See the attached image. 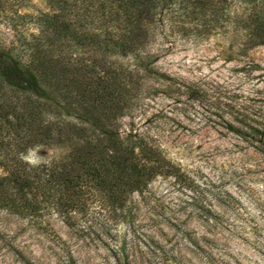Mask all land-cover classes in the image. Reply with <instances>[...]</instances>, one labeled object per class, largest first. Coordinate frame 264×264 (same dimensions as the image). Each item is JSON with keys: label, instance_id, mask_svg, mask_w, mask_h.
Segmentation results:
<instances>
[{"label": "rangeland", "instance_id": "rangeland-1", "mask_svg": "<svg viewBox=\"0 0 264 264\" xmlns=\"http://www.w3.org/2000/svg\"><path fill=\"white\" fill-rule=\"evenodd\" d=\"M56 12L48 0H0V43L38 40L40 17ZM226 15L193 20L177 5L149 14L155 67L171 80H148L153 90L121 130L157 141L177 176L156 177L116 211L91 204L95 213L74 228L0 204V264H264V139L249 129L264 130V46L244 51L248 37ZM179 82L205 98L180 95Z\"/></svg>", "mask_w": 264, "mask_h": 264}, {"label": "trees", "instance_id": "trees-1", "mask_svg": "<svg viewBox=\"0 0 264 264\" xmlns=\"http://www.w3.org/2000/svg\"><path fill=\"white\" fill-rule=\"evenodd\" d=\"M48 1L57 12L40 17L38 40L0 43V204L33 222L55 214L74 228L95 213L91 204L116 211L156 177L177 176L157 141L120 124L150 95L148 80H171L155 67L151 11L177 5L212 21L227 14L248 37L245 51L264 46V0ZM176 89L205 98L194 85ZM249 129L264 139V130ZM39 148L61 152L26 161Z\"/></svg>", "mask_w": 264, "mask_h": 264}]
</instances>
